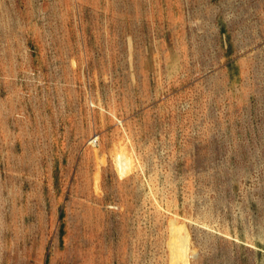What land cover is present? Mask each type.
I'll return each instance as SVG.
<instances>
[{"label": "rangeland", "instance_id": "rangeland-1", "mask_svg": "<svg viewBox=\"0 0 264 264\" xmlns=\"http://www.w3.org/2000/svg\"><path fill=\"white\" fill-rule=\"evenodd\" d=\"M0 264H264V0H0Z\"/></svg>", "mask_w": 264, "mask_h": 264}]
</instances>
